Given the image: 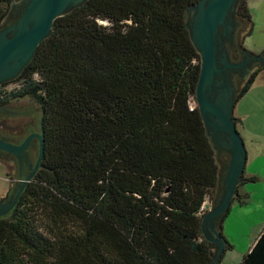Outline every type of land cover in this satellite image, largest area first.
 I'll return each instance as SVG.
<instances>
[{"label":"trees","instance_id":"trees-1","mask_svg":"<svg viewBox=\"0 0 264 264\" xmlns=\"http://www.w3.org/2000/svg\"><path fill=\"white\" fill-rule=\"evenodd\" d=\"M11 1L0 0V20ZM198 1L85 0L0 84V106L41 104V166L53 170L40 168L0 218V264L211 260L202 207L218 165L195 101L200 55L184 18ZM237 9L250 20L248 0ZM240 264H264V228Z\"/></svg>","mask_w":264,"mask_h":264},{"label":"water","instance_id":"water-1","mask_svg":"<svg viewBox=\"0 0 264 264\" xmlns=\"http://www.w3.org/2000/svg\"><path fill=\"white\" fill-rule=\"evenodd\" d=\"M85 0H12L7 15L0 23V84L14 79L32 59L40 42L51 32L54 20L79 6ZM239 0H199L184 11L186 28L195 50L200 55V74L195 101L202 117L205 135L215 150L218 163L217 188L213 207L205 212L201 229L209 248L215 247L207 264H217L225 250L218 232L221 217L229 211L238 195L247 152L233 115L235 95L250 73L264 66L260 57L239 47L240 37L249 29L248 22L235 16ZM33 99V98H32ZM0 106V119L21 114L34 116L22 134L0 131V158L15 163V182L8 197L0 203V218L14 209L24 186L31 180L44 154L41 130V104Z\"/></svg>","mask_w":264,"mask_h":264},{"label":"rangeland","instance_id":"rangeland-1","mask_svg":"<svg viewBox=\"0 0 264 264\" xmlns=\"http://www.w3.org/2000/svg\"><path fill=\"white\" fill-rule=\"evenodd\" d=\"M252 3H254L251 9L254 26L252 32L247 36L244 44L249 50L261 53V50L264 48V0H252ZM8 9L9 6L6 12ZM261 76L264 77V73H262ZM253 85H251L252 87L250 86L248 91L238 98L233 108V114L240 118L239 122L237 123V129L243 138L246 152L250 150L249 147L251 146V134L259 133L261 136H264V79H260L258 83H254ZM16 87L17 84L14 83H10L6 86L8 90L14 89ZM30 100L31 98L29 97L17 98L11 100L6 105H19L27 107L30 105ZM32 106L39 107V105L33 99ZM35 121L36 118L34 116L24 114L14 117H3L0 119V131L2 130V125L12 129H24L28 124L34 126ZM245 168L247 171L246 173H258L259 179L258 181L251 180L249 182H245L242 187H246L253 191L251 199L254 203L262 202L264 205V157H256L251 153H247ZM5 171H7V169L4 170L0 166V196H3L9 188L8 178L11 176L5 173ZM232 205L237 207V205H241V202L236 197L232 200L231 206ZM252 205L257 206V204ZM242 207L246 212L243 216L236 214L237 218H235V208L231 209L232 207H230L229 212L225 217L224 234L231 238L228 239V241L232 242L234 249L226 250L218 264H240L242 257L247 252L246 250L249 246V243L252 244L254 241V239L240 238V233H245L247 231L251 233H255V231L259 232V227L262 224L261 222L264 220L260 218L259 215L263 214L264 216V213H260L258 211L249 212L250 206H246L244 204ZM229 221H231V224H229ZM234 237L235 239H232Z\"/></svg>","mask_w":264,"mask_h":264},{"label":"crops","instance_id":"crops-1","mask_svg":"<svg viewBox=\"0 0 264 264\" xmlns=\"http://www.w3.org/2000/svg\"><path fill=\"white\" fill-rule=\"evenodd\" d=\"M254 5V3H252V0H248V8H249V14H250V23H249V27H250V33L252 32L253 30V14L251 13V9H252V6ZM251 51V50H249ZM262 52L264 51V48L261 50ZM253 55L255 56H258L260 57L262 52L261 53H258V52H255V51H251ZM264 73V71H261L257 74L253 84L255 83H258V81L260 79H264V77L261 76V74ZM252 84V85H253ZM254 86V85H253ZM252 87V86H251ZM234 115V114H233ZM235 118L239 119L237 116L234 115ZM263 136V135H262ZM261 136V134L259 133H255V134H251L250 136V142H251V146L249 147V151H247V153H251L253 156H256V157H264V139L263 137ZM249 155V154H248ZM246 168L244 169V173H243V181L240 183V185L238 186V195L235 196V198L237 197L239 199V201L241 202V205H237V207H234V205L230 206L232 207L231 209H234L235 208V214H234V217L237 218L236 214L237 215H241L243 216L246 212L243 210V204L246 205V206H250V211L249 212H252V211H258L260 213H264V205L262 204V202H259V203H254L252 201V195H253V191L246 188V187H242L243 184L245 182H249L251 181H258V173H246ZM217 188V187H216ZM215 192H216V189L213 193V196H212V199L211 200H208L206 203H205V211H208L209 209H211L213 207V199H214V195H215ZM233 198V199H235ZM234 202V201H233ZM252 204H257V206H254ZM230 209V208H229ZM263 214L262 215H259L260 218L264 219L263 217ZM225 220V219H224ZM224 220L221 222V220H219V227L221 226V230H218L219 233H222V235L224 236L226 242H225V250H232L234 249V245L232 244L231 241H228V239H231L229 237H227L225 234H224ZM262 224L264 223V220L261 222ZM229 224H231V221H229ZM259 227V232L255 231V233H251L249 231L245 232V233H240V238L242 239H254V241L251 243H249V246L247 248L246 251H248L252 245L254 244L255 240L258 238L260 232L262 231V229L264 228V224ZM253 236H252V235ZM232 239H235L232 238ZM231 245V246H229ZM212 251H215V247H212L211 248Z\"/></svg>","mask_w":264,"mask_h":264},{"label":"flooded vegetation","instance_id":"flooded-vegetation-1","mask_svg":"<svg viewBox=\"0 0 264 264\" xmlns=\"http://www.w3.org/2000/svg\"><path fill=\"white\" fill-rule=\"evenodd\" d=\"M239 2H240V0L238 1V3H237V5H236V8H235V16H237V17H241V18H244L247 22H248V24L250 23V20L248 19V18H246L245 16H241V15H239L238 14V9H237V7H238V4H239ZM9 8H10V5H9ZM9 10V9H8ZM7 13H8V11L5 13V15L3 16V18L7 15ZM3 18L0 20V23H1V21L3 20ZM250 34V27H249V29L240 37V40H239V47L241 48V49H243V50H245V51H247V52H251V51H249V49L245 46V40H246V38H247V36ZM252 53V52H251ZM261 67H264V66H260V67H257L256 69H254L251 73H250V75H249V77L247 78V80L245 81V83L240 87V89L238 90V92L236 93V95H235V98H234V100L235 101H237V96H238V93L240 92V90L244 87V85L247 83V81L249 80V78L251 77V75L253 74V72L254 71H256L257 69H259V68H261ZM2 127V130H1V132H4V133H7V134H11V135H17V134H22L23 133V129H20V128H16V129H12V128H10V127H7V126H4V125H2L1 126ZM41 162H42V160L40 161V163H39V165L41 166ZM0 166H1V168H3L4 170L5 169H7V171H5V173H7L8 175H10L11 177H9L8 179H9V188H8V190L5 192V194L3 195V196H0V203L3 201V200H5L7 197H8V193L10 192V190H11V188H12V186H13V184H14V182H15V178L13 177V170H15V163H13V164H11L10 162H8V161H6L5 159H3V158H0ZM40 170V168H38L37 169V171L35 172V174L33 175V177L31 178V180L36 176V174L38 173V171ZM30 180V181H31ZM29 181V182H30ZM28 182V183H29ZM27 183V184H28ZM26 184V185H27ZM26 185L24 186V188L26 187ZM24 188H23V190H24ZM22 190V191H23ZM22 193V192H21ZM20 193V194H21Z\"/></svg>","mask_w":264,"mask_h":264},{"label":"built area","instance_id":"built-area-1","mask_svg":"<svg viewBox=\"0 0 264 264\" xmlns=\"http://www.w3.org/2000/svg\"><path fill=\"white\" fill-rule=\"evenodd\" d=\"M204 209H205V206L202 207V210H204Z\"/></svg>","mask_w":264,"mask_h":264}]
</instances>
